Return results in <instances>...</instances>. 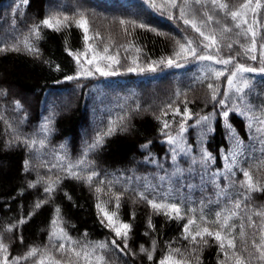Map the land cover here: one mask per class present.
I'll return each mask as SVG.
<instances>
[{"label": "trees", "instance_id": "1", "mask_svg": "<svg viewBox=\"0 0 264 264\" xmlns=\"http://www.w3.org/2000/svg\"><path fill=\"white\" fill-rule=\"evenodd\" d=\"M221 2L237 10L246 0ZM181 8L187 18L195 13L197 26L214 36L216 45L203 46L210 41L185 25ZM53 13L68 17L58 30L42 24ZM79 13L88 21L87 33L74 22ZM248 13L256 32V51L248 55L256 61L240 48L250 46L251 33L237 35L247 25L236 28V21L211 0L191 7L177 0L175 8L166 0H0V48L6 49L0 51V242L7 248L0 252V264L5 256L8 264H16L33 248L35 256L18 264H51L49 257L77 264L72 249L85 245L96 249L93 260L103 255L107 264H159L169 254L182 264H234L233 250L227 249L226 257L213 237L205 234L207 243L200 237L195 243L185 239L186 226L192 234L197 226L222 235L231 230L237 250L247 242L243 256L251 254V264H264L251 245L254 230L248 226L249 216L260 223L252 213L264 210V191L249 193L242 187L248 171L264 188V74H244L250 89H242L247 96L241 104L235 88L227 86L233 64L198 59L240 52L233 63L258 67L264 52V0ZM38 25L39 37L29 39L36 54L23 41ZM224 26L231 31L224 32ZM188 40L197 56L177 57V42ZM81 65L91 75L81 72ZM96 65L114 74L101 75ZM217 71L223 72L219 78ZM185 109L190 118L184 117ZM109 127L115 130L89 149ZM169 137L175 142L169 143ZM69 165H76L72 172L80 179L69 174ZM93 172L97 175L89 183ZM140 193L176 204L180 218L153 209ZM97 204L116 213L117 226L120 221L131 226L123 252L111 244L116 239L123 248L125 242L115 236ZM230 213H235L230 228L213 223H222ZM190 220L195 223L189 225ZM101 242L108 247L96 248ZM60 244L66 255L57 250ZM78 264H85L84 259Z\"/></svg>", "mask_w": 264, "mask_h": 264}, {"label": "snow or ice", "instance_id": "2", "mask_svg": "<svg viewBox=\"0 0 264 264\" xmlns=\"http://www.w3.org/2000/svg\"><path fill=\"white\" fill-rule=\"evenodd\" d=\"M24 3H27V0H23ZM147 2V0H146ZM166 2L173 8L177 7V0H166ZM184 5L186 7H191L192 4L195 5H202L205 6L207 3V0H183ZM211 4H213L214 6H216L218 9L222 10V11H226V14L229 15L231 17V19L233 21H236L235 27L240 29L241 25H247V27L245 29H242L241 32L237 33V35H244L247 36L249 33H251V41H250V46H246L241 44L240 48L243 49V55L246 56L248 59H251L253 61L257 60V57L255 55H248L249 53L255 52L256 51V32L253 30V27L249 24L247 17V13L248 12H253L255 13L256 9H259L261 7V0H255V4L253 5V0H246L245 3H243L242 5L239 6V8L237 10H228V4L221 2V0H211ZM80 15V19L78 21H74L75 23H77V25L81 28H83L85 30V33H87V24L88 21L87 19L84 17L83 13H79ZM204 15H207V13H204ZM180 17L181 19L184 20L185 25H189L190 27H192L196 32L199 33V35L201 37H203L204 40L210 41L209 44H205L203 45L205 48H211L213 45L217 44V41L215 39L214 36H209L206 35L203 31H201L200 27L197 26L196 20H195V13H193V17L192 18H187L186 17V13H185V9L181 8L180 9ZM209 20L212 19L211 16L207 17ZM68 20L67 16H59L55 13L50 14L46 19H44L42 21L43 26H46L50 29H59V26H61L63 23H65ZM125 21L121 20L120 24H124ZM217 23H219V21H217ZM39 25L35 26L34 28H32L30 30V37L28 39H25L23 41L24 43V47L27 51L32 52V53H36L38 54V49L35 48L32 44L29 43V39L31 38V36H36L39 37ZM139 27H146L145 25L141 24L139 25ZM224 32H230L231 28L224 26L223 28ZM87 38V37H86ZM179 51L176 53L177 57H180L182 54L187 57V56H193L196 57L197 56V49L196 48H192L191 44L193 43L192 40H188L187 43H179ZM13 50H18L16 48V45H12L11 46ZM226 47L231 50L232 45L228 44L226 45ZM261 47L264 48V43L261 44ZM2 50H6L5 48H0V51ZM105 52L108 51L107 48L104 49ZM216 51L219 52L220 48L217 47ZM237 55H241L240 52H237L233 55H229L227 58H221V59H216L215 57H213L212 55H208V54H201L199 55L198 59L199 60H207V61H213L214 63L217 64H223L225 66L229 65V64H233V71L229 74V78L227 79V86L231 89V88H235V92L238 94V100L241 102V104L244 103L245 98L247 96V93L243 92L242 89H250V84H249V80L246 79L244 77V74H251V73H259V74H264V52L261 53V59L258 62L259 66L258 67H253L250 65H246L243 62L240 61H235V56ZM77 59V63H79V56L76 57ZM95 59V57H93V60ZM93 60H88L87 63L91 64L93 63ZM164 60L159 61V63H164ZM133 63H135V61H133ZM174 61L173 59L169 58L167 59V64L169 66L173 65ZM177 67L179 66L178 64L176 65ZM152 71H155V68H151ZM95 71L99 72L101 75H110V74H114V73H109L106 71H103L99 65H96L95 67ZM129 71H135L134 68H130ZM81 72H86L87 75H91V72L84 69L83 66L81 65ZM79 75V73H78ZM215 75L217 78H219L220 76L223 75V72H215ZM76 76H68L66 77L67 80H73L76 79ZM209 89L213 90V96L212 99L215 100L216 96H215V88H213L212 84L208 85ZM177 114H179V110L177 109ZM184 117L190 118L189 113L187 112V109H185L184 112ZM225 116H227V112H225ZM122 119V118H121ZM203 119L207 120L208 117H204ZM261 122H264V118H261ZM164 127H168V123L167 121L164 122ZM114 127H109L104 133H98L96 140L93 144L89 145V149H93L97 146H99L102 142H103V137L105 135H110L113 131H114ZM181 131H183V124H181ZM175 141L169 137V143H174ZM33 144L36 143V141H32ZM41 143H43L41 141ZM27 164V162H26ZM76 165H69L68 167V171L69 174L72 175L73 177L80 179V175L76 172H72V167H75ZM97 173L93 172L91 173V175H89L87 177V181L89 183H91L92 181V177L96 176ZM243 175L247 178L246 184L242 185V187H245L246 190L251 193V192H255V191H264V188L261 187L259 182H254L252 176L250 175V173L248 171H244ZM46 191H52L51 186H49ZM95 191L97 193H100L102 191V189L100 187H97L95 189ZM140 197L141 199H145L148 201V203L151 205V207L153 209L156 210H161L163 209L165 211V214L167 215H171L172 213H175L176 218H180V208L173 203H165L164 202V198L161 199V201H157L155 199H151L149 200L147 196H145L143 193H140ZM119 199L120 197L117 195L115 197L116 200V204L115 207L118 208L119 207ZM40 204L37 203L36 207H39ZM234 207L236 209H239L241 207L240 203L237 202L235 203ZM97 208L100 210V212L103 214L104 219H106L108 221V225L112 228V230L115 233V236L117 238H121L125 243L123 245V248H121V246L119 244H117L116 239H113L111 241V244L115 247L120 249L121 252H123L125 249H127V238H128V232L130 230V225L127 223H124L122 221L118 222V226H117V221L114 220V217L116 216L115 212H109L106 208H102L100 204H97ZM57 211H59V209H57ZM235 215V213H230L229 215L225 216L223 219V222L221 223L219 219L213 221V223H217L219 224L220 228H230L229 225V220L232 219V216ZM252 215L260 217V223L257 224L256 222L252 221V216L248 217L249 220V227L252 228L254 231L251 233L253 239L251 240V245L252 247L255 249L256 252L259 253L258 259L260 261H264V210H255ZM219 216V214H218ZM55 223V221L53 222ZM101 223H104V221L102 220ZM189 225L194 224L195 221L190 220ZM244 226L241 225V229L239 232V235L241 237V239L243 240V237L246 235L244 232ZM184 231L186 233H188V235L185 236V239H188L189 237H191V240L195 243L197 242V237H200V241L203 243H207L206 240H204V235L207 234L210 237H213L216 241L220 242L219 246L222 250H224V255L226 257H228L230 254L228 252L227 249H231L233 250L231 253V256L234 257V264H251L252 262V256L251 254L245 258L242 254L243 251H247V242H245L242 246V250H237L236 247V237L232 235L231 230L226 233L225 235H222L220 231H209L208 227H203L200 228L199 226H197L196 230H195V234H192L191 232H189V227L186 226ZM61 233H63V230H60ZM55 235V233H54ZM257 235L259 236V240L256 239ZM64 236H66V234H64ZM64 236L58 237V238H64ZM70 239V238H68ZM225 242L227 244V248H225ZM78 243V242H76ZM108 245L107 243L101 242L98 245H96V248L99 249H105L107 248ZM57 250L62 254V255H66L65 253V249H64V245L60 244L59 246H57ZM95 248H88L87 245H85L84 247H82L80 250H76V249H72V255L76 258L77 264L80 258H83L85 261V264H107V261L105 260V257L103 255H99V256H95L94 260L92 259L94 253H95ZM141 251L142 252H148L147 249H144L143 247H141ZM176 252H179V249L175 250ZM0 252L6 253L7 252V248L6 246L0 242ZM37 252V249L33 248L31 249L26 257H20V258H16V264H18V261L20 259H26L27 257H32L35 256ZM148 256L149 259H151V253L148 252ZM49 260L51 261V264H62V261L59 259H55L52 257H49ZM3 264H8V260L7 257L5 256L4 260H3ZM40 264H43V260L40 261ZM68 264H72L71 261L68 262ZM159 264H182L181 261L179 260H174L172 258V255L169 254L168 257L162 259Z\"/></svg>", "mask_w": 264, "mask_h": 264}, {"label": "rangeland", "instance_id": "3", "mask_svg": "<svg viewBox=\"0 0 264 264\" xmlns=\"http://www.w3.org/2000/svg\"><path fill=\"white\" fill-rule=\"evenodd\" d=\"M248 16H249V13H247V17L246 18H248Z\"/></svg>", "mask_w": 264, "mask_h": 264}]
</instances>
